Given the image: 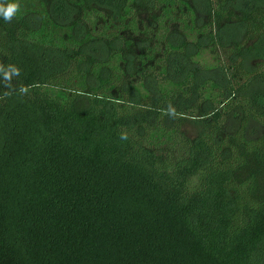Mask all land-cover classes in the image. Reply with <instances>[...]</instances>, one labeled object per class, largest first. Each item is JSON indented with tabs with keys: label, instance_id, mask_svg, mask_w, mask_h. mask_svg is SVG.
I'll return each mask as SVG.
<instances>
[{
	"label": "trees",
	"instance_id": "trees-1",
	"mask_svg": "<svg viewBox=\"0 0 264 264\" xmlns=\"http://www.w3.org/2000/svg\"><path fill=\"white\" fill-rule=\"evenodd\" d=\"M19 3L0 264H264V0Z\"/></svg>",
	"mask_w": 264,
	"mask_h": 264
},
{
	"label": "clouds",
	"instance_id": "clouds-1",
	"mask_svg": "<svg viewBox=\"0 0 264 264\" xmlns=\"http://www.w3.org/2000/svg\"><path fill=\"white\" fill-rule=\"evenodd\" d=\"M20 11V3L19 0H8L5 4L4 0H0V19L5 22L12 20V18L17 15ZM0 72L3 74V79L5 81H10L12 76L19 75V69L14 65H9L6 69L0 68ZM21 92L26 91L25 88L20 89ZM121 140L127 139L126 134H121Z\"/></svg>",
	"mask_w": 264,
	"mask_h": 264
},
{
	"label": "rangeland",
	"instance_id": "rangeland-1",
	"mask_svg": "<svg viewBox=\"0 0 264 264\" xmlns=\"http://www.w3.org/2000/svg\"><path fill=\"white\" fill-rule=\"evenodd\" d=\"M206 59H210V57L209 56H207V58ZM256 128V127H255ZM187 129H191V128H187ZM191 132V131H190Z\"/></svg>",
	"mask_w": 264,
	"mask_h": 264
}]
</instances>
